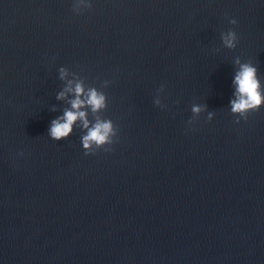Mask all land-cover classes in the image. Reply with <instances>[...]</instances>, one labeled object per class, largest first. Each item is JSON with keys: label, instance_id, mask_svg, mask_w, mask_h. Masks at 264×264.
Wrapping results in <instances>:
<instances>
[{"label": "water", "instance_id": "obj_1", "mask_svg": "<svg viewBox=\"0 0 264 264\" xmlns=\"http://www.w3.org/2000/svg\"><path fill=\"white\" fill-rule=\"evenodd\" d=\"M90 2L0 0V264H264V105L231 108L240 63L264 97V0ZM69 80L112 151L48 136Z\"/></svg>", "mask_w": 264, "mask_h": 264}, {"label": "clouds", "instance_id": "obj_2", "mask_svg": "<svg viewBox=\"0 0 264 264\" xmlns=\"http://www.w3.org/2000/svg\"><path fill=\"white\" fill-rule=\"evenodd\" d=\"M74 3L86 10L92 7L90 0H74ZM73 11L80 14L77 8H73ZM229 22L233 25L237 24L236 19H231ZM221 39L227 48L231 49L237 46V34L231 29L222 33ZM237 63H240L239 60H237ZM256 72L257 69L250 63H240L239 71L236 73L233 81L236 86L237 98L231 101L232 112L243 115L245 118L249 110H258L264 105V97L261 95L260 81L256 76ZM67 75V71L61 68L60 78L64 80ZM72 83L73 81L69 80L65 90L60 92L56 97L58 100H63L68 93H73L75 98L69 101L71 109L65 110L63 116L51 121L48 136L55 141L66 139L72 133L74 124L80 121L83 129L87 130V134L81 138L85 155L94 154L91 151L93 146L96 149L103 148L106 152L112 151L113 149L111 147L105 148L104 146L112 145L115 142L112 139L116 135L113 122L111 120L98 119L95 124L90 126V122L87 119V112L81 110L82 108L90 107L93 113L99 112V110L106 107L105 95L98 92L95 88H90L85 93L82 82L75 83L74 88L72 87ZM163 89L164 85H161L158 91H163ZM154 104L159 105L160 100H154ZM192 112L198 114L200 107L193 106ZM209 119H211V113L209 114Z\"/></svg>", "mask_w": 264, "mask_h": 264}]
</instances>
